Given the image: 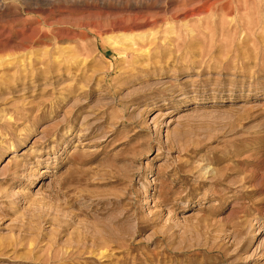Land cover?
<instances>
[{
  "label": "rangeland",
  "instance_id": "1",
  "mask_svg": "<svg viewBox=\"0 0 264 264\" xmlns=\"http://www.w3.org/2000/svg\"><path fill=\"white\" fill-rule=\"evenodd\" d=\"M0 264H264V0H0Z\"/></svg>",
  "mask_w": 264,
  "mask_h": 264
}]
</instances>
